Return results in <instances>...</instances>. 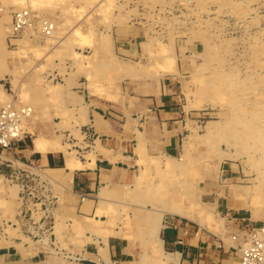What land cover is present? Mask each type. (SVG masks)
Segmentation results:
<instances>
[{
  "label": "rangeland",
  "instance_id": "obj_1",
  "mask_svg": "<svg viewBox=\"0 0 264 264\" xmlns=\"http://www.w3.org/2000/svg\"><path fill=\"white\" fill-rule=\"evenodd\" d=\"M21 10L34 28L16 35L12 14ZM0 15L9 38L8 49L0 41V109H31L22 141L0 148V264H69L66 253H80L93 234L105 240L116 223L145 253L149 233L157 237L159 223L149 226L141 211L130 220L127 209L110 205L107 223L77 216V199L63 184L68 165L95 157L85 95L118 101L172 83L185 110L196 111L185 118L196 126H187L180 160L165 162L164 174L160 161L141 162L154 210L194 191L192 207L214 203L217 213L200 231L212 235L213 223H224L226 231L213 235L227 244L226 233L236 230L231 217L256 221L246 208L228 209V183L243 186L232 202L264 211V0H0ZM42 21L54 24L52 38L41 36ZM33 138L63 152L65 175L23 153ZM56 138L65 145L49 140ZM137 153L147 157L143 145ZM154 248L142 264H163Z\"/></svg>",
  "mask_w": 264,
  "mask_h": 264
},
{
  "label": "crops",
  "instance_id": "obj_2",
  "mask_svg": "<svg viewBox=\"0 0 264 264\" xmlns=\"http://www.w3.org/2000/svg\"><path fill=\"white\" fill-rule=\"evenodd\" d=\"M1 20L0 15V23ZM0 41H4L8 49L9 38L3 37L1 32ZM174 88L172 83H164L159 90L131 93L118 101L94 95L84 96L89 106L88 133L95 137L92 142V154L95 157H82L79 160L82 167L70 174L69 183L64 185L61 178L65 189L77 199V216L95 223H107L109 216L103 211H107L111 205L117 206L119 213L121 209H127L130 220L136 211L149 213L145 214L146 224L150 226L152 221H157L160 227L156 238H151L149 233L148 253H145L141 241L125 235L120 229L122 223H116L112 234L105 240L93 234L90 236L93 243L80 253H66L64 257L69 259V264H142L144 256L150 254V246L155 250V244L158 246L156 255L163 264H168L167 258L171 255L177 259L176 264H237L238 254L230 250L236 244H227L213 235L218 233L217 230L226 231L224 223L217 229L213 223L210 229L212 235L200 231L208 228L203 220L207 214L217 216L214 203L205 202L203 206L199 203L200 208L192 207V200L197 193L191 191L186 202L171 199L154 210L153 185L148 196L144 183L140 182L142 173L147 169L141 162L160 161L164 174L165 162L181 158L184 139L191 132L187 126H196L188 125L185 119L187 113L191 115L196 111L185 110L186 100ZM105 114L110 115L108 120L104 119ZM49 140L64 144L57 138ZM140 145L146 148L147 157L137 153ZM155 147L157 152L154 151ZM29 151L23 153L33 159L40 169L63 173L65 159L62 151L51 150L44 154ZM227 188L230 200L226 205L228 209L238 211L246 208L252 219L262 221L260 216L264 215V211L259 214V210L248 204L232 202L240 199L243 186L231 182ZM179 207L187 216L172 214V210ZM201 209L205 211L203 216ZM226 234L228 237L234 231Z\"/></svg>",
  "mask_w": 264,
  "mask_h": 264
},
{
  "label": "built area",
  "instance_id": "obj_3",
  "mask_svg": "<svg viewBox=\"0 0 264 264\" xmlns=\"http://www.w3.org/2000/svg\"><path fill=\"white\" fill-rule=\"evenodd\" d=\"M27 28H34V21L28 10L17 11L12 14V31L21 34ZM54 31V24L42 21L39 32L42 37H50ZM29 109H13L3 107L0 109V148L10 149L13 143L24 138L21 129L22 121L29 116ZM236 225L232 241L236 246L230 247L232 252L238 254L239 264H264V220L252 221L241 216L231 217Z\"/></svg>",
  "mask_w": 264,
  "mask_h": 264
},
{
  "label": "bare ground",
  "instance_id": "obj_4",
  "mask_svg": "<svg viewBox=\"0 0 264 264\" xmlns=\"http://www.w3.org/2000/svg\"><path fill=\"white\" fill-rule=\"evenodd\" d=\"M25 4H27V6H28V3H27V1H26V3ZM40 28V27H39ZM33 31V30H32ZM35 31V30H34ZM34 33V32H33ZM47 38V37H46ZM50 38H52V35L48 38V39H50ZM29 109V108H28ZM30 110V112H31V109H29ZM30 112H29V114H30ZM24 133V132H23ZM25 134V133H24ZM97 147V146H96ZM53 151L54 149H53V147L51 146H49L48 144H46V143H44V142H42L41 140H39L38 138H33L32 139V152L33 151H36V152H40V153H42V154H44V153H46L47 151ZM78 164H80L81 166H82V164H81V162H79ZM76 169H78V168H76ZM75 169H71V167L68 165L67 167H66V174H67V176L68 177H70V174L74 171ZM195 202V201H194ZM172 214H174V215H178V216H181V217H184V216H187V213H185L184 212V210L181 208V207H179V208H174L173 210H172ZM209 214H211V213H209ZM189 217V216H188ZM156 223H158V222H156ZM156 225H154V231L156 230ZM158 230V229H157ZM231 235L232 234H229V236H228V239H229V241H230V243L231 244H236V242H234V241H232V238H231ZM224 242V241H223ZM157 248V247H156ZM176 262H177V259L175 258V257H172V255L171 256H169L168 258H167V263L168 264H176Z\"/></svg>",
  "mask_w": 264,
  "mask_h": 264
}]
</instances>
